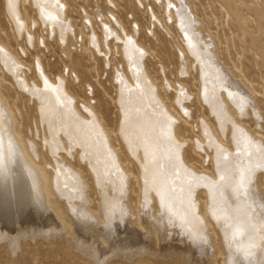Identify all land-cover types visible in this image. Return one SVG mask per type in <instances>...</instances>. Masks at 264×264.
<instances>
[{
  "label": "rangeland",
  "instance_id": "374dc122",
  "mask_svg": "<svg viewBox=\"0 0 264 264\" xmlns=\"http://www.w3.org/2000/svg\"><path fill=\"white\" fill-rule=\"evenodd\" d=\"M34 2L44 3L37 5ZM41 7L43 8L41 9ZM44 9H46L45 12ZM186 21L191 24H187ZM43 22L44 25H42ZM183 26L189 27L183 28ZM191 26L192 28H190ZM21 27L22 29H20ZM191 31H195V33H191ZM192 40L194 43H191ZM197 41L198 43L202 42L195 44ZM200 44L204 45L200 46ZM190 47L193 50H190ZM195 47L202 49L200 51ZM187 50L189 52H186ZM203 50L208 52H202ZM191 51L193 52L191 53ZM2 54L5 55L2 56ZM193 55L197 57L194 58ZM203 55L206 56V59ZM214 58L216 59L214 60ZM207 59L210 62L206 63ZM211 60L214 62L212 63ZM203 63L205 65H202ZM194 64L196 65L193 66ZM201 69L203 70L201 71ZM135 71L136 74H134ZM225 74L228 75L229 80L233 77V82H239L237 85L240 84L253 93L257 108L255 113L248 111L246 116L237 118L238 122L233 121L238 126V131L232 127L221 126L218 118H212L210 115L207 103L202 98L199 100L201 89L206 88L212 91L214 85H220L228 80ZM203 76L204 78H202ZM120 79L124 81H120ZM136 81H138L137 84ZM146 84L150 86V89L153 86L155 88L150 90ZM201 84L203 87H200ZM45 85L55 87L42 90ZM132 90L133 93H131ZM48 92L50 93L48 94ZM181 92L185 94L182 97L183 100L180 101L183 104L180 108L178 98ZM62 95L63 97H61ZM155 96L159 98V104H157ZM129 97H132V100ZM127 98L128 100H126ZM0 100L12 117L13 125L21 131L24 139L27 129L34 132L31 134V138L27 139L28 142L33 143L30 153L36 165L43 169L47 176H53L54 171L61 169V166L64 168L66 165H68L67 168L70 167L81 174L83 173L82 181L87 185L88 193L86 192V195H88L87 199L91 200L89 206L92 209H96L98 195L102 192L98 193L95 188L93 190L94 184L92 183L94 181L89 176L90 171L93 168L98 169L102 161L111 162L110 154L116 151L125 165L130 163L129 169L132 173L134 172L133 175H136L137 165L133 160L130 161L132 155L144 149L158 137L157 134L160 133L167 118L163 114L165 108L169 109L176 117L173 123L177 139L183 144L180 147L184 162L195 167L198 173L211 172L210 154L213 150L206 149L207 140L202 139L203 133L199 132L204 123L206 125L208 123L216 129L219 127L216 131L219 135L221 134V138L224 137L222 144L229 148H232L231 143L234 146L236 143H234L236 141L234 139L238 134L242 135L244 130L259 136L264 147V0H0ZM148 100H152L153 104ZM154 100L155 102H153ZM130 103L134 105L132 106ZM44 104H47V107L42 110ZM124 105L128 107H124ZM41 110L47 114L48 119L42 116ZM127 113L131 118L127 116ZM142 113L145 114L141 115ZM122 115L125 117L122 118ZM56 117H60V120L68 125H80L77 129L79 131L76 130L72 138H78V135L82 137L85 133L83 122L92 124L91 120H95L94 117H96V122L94 121L91 127L92 131L101 134L103 130L102 134H108L109 141L103 143L99 136L92 138L93 141L84 143L81 141L82 147L78 146L77 148L76 145L73 154L71 153L72 157L70 154L67 156V153L72 149L70 144L62 142L57 137L58 134L56 136V130L61 129ZM230 118L233 119V116ZM152 120L154 122H151ZM121 124L123 125L121 126ZM96 126L100 128L98 129ZM240 126L244 130L241 131ZM146 127L147 130H145ZM93 128H96L97 131ZM221 128L222 130H220ZM81 129L83 130L81 131ZM44 132L45 134H43ZM141 132L142 134H139ZM229 132L234 134L231 135ZM119 133L123 134L122 138L119 137ZM48 137H51L52 141ZM230 137L233 139L230 140ZM53 141L56 142L55 145ZM160 141L162 142V140ZM44 142H47L45 143L47 145L52 143L51 145L57 150L51 145L46 146ZM196 142L200 144L198 145ZM123 145H127V149ZM66 146H68L67 149ZM230 152L232 154L234 150H230ZM59 157L62 160H58ZM78 157L80 162H78ZM61 161L65 163V166ZM93 164L95 165L93 166ZM244 167L246 166L241 163L234 170L238 173L246 172ZM256 173L258 180L253 179L252 184L264 193V170H258ZM131 189L129 197L133 204L137 193V186L133 182H131ZM76 192L78 191H73L72 194H76ZM50 199L56 205L57 211L61 212V198L52 194ZM41 220H34V226L43 225ZM18 223H20L19 225L24 224L23 220H19ZM172 239L168 241L169 244L176 243L174 236ZM218 239V235L214 236L216 247L219 244ZM168 242L160 243L161 248L169 246ZM170 252L168 254L163 252H158L160 254L142 252L140 254L137 252L127 259L116 254L108 257L103 264H187L181 256L175 252L170 254ZM209 253L215 254L213 257L211 255L207 257L209 264H221L222 256L217 248L211 249ZM88 255L87 252H80L75 248L70 237L61 234L22 237L18 240L16 248H13L5 238L0 240V264H97V261Z\"/></svg>",
  "mask_w": 264,
  "mask_h": 264
},
{
  "label": "bare ground",
  "instance_id": "6f19581e",
  "mask_svg": "<svg viewBox=\"0 0 264 264\" xmlns=\"http://www.w3.org/2000/svg\"><path fill=\"white\" fill-rule=\"evenodd\" d=\"M35 3L37 4V2H34V4ZM43 3H39V4H43ZM42 8L43 7H41V9ZM45 10L46 9H44V12ZM18 23L20 24V22ZM188 23L191 24V22H187V24ZM42 25H44V22ZM22 27L20 29H22ZM187 27L189 26L186 27L183 26V28H187ZM190 28H192V26ZM20 29L18 28V30ZM192 31L191 33H195V31L194 32ZM187 32L188 30L186 31V33ZM191 43H194V40H192ZM199 43L197 41V43L195 44H199ZM201 45L204 44H200V46ZM128 47L130 48V46ZM204 47L207 49L206 46ZM191 49L192 48L190 47V50ZM135 50L136 47L134 51ZM186 52L189 51L187 50ZM192 52L193 51H191V53ZM202 52H208V51L203 50ZM202 52L199 53L201 54ZM6 53L8 54L7 51ZM191 53L188 54L190 55ZM4 55L5 54H2V56ZM130 55L132 54L130 53ZM207 55L209 56V54ZM127 57L130 59L128 55ZM193 57L196 58L197 56L193 55ZM11 58L14 59L13 57ZM215 59L216 58H214V60ZM208 61L209 60L207 59L206 63ZM213 62L214 61H212V63ZM196 64H194L193 66H195ZM202 65L205 64L203 63ZM129 66L132 67V65ZM207 67L209 68V66ZM2 68L4 69L3 66ZM193 68L194 67H192V69ZM8 69L10 70V68ZM212 69L214 70L215 68L213 67ZM202 70L203 69H201V71ZM221 71L223 72L224 70L221 68ZM208 72L210 73L209 69ZM134 74H136V71ZM215 74H219V73H215ZM225 77L227 78L228 75ZM202 78H204V76ZM222 78H220V80ZM123 79L127 80L125 78ZM123 79H120V81ZM227 79L228 80L224 82L221 81L222 83L221 84L219 83L220 85L217 86L214 85V89L212 91L207 90L206 88L201 89L200 95L198 94L200 97L199 100H201L202 98V100L207 103L208 111L210 115H212V118L213 117L218 118L221 126L223 127L228 126L227 128L232 127L233 129L238 131V126L235 125L236 124L235 122H238L237 118H240V116H246L248 111L255 113L257 108L254 101V95L251 91L247 90L244 86L240 84L237 85V83L239 82L237 83L233 82L232 81L233 77L231 80H229V78ZM137 82L138 81H136V84ZM128 84H129V80H128ZM51 86L53 85H45L43 87L44 89L42 90H45V88L51 89L55 87V86L54 87ZM143 86L144 84L142 85V87ZM147 86L150 89V86L149 85ZM201 86L202 84L200 85V87ZM154 88L155 87L153 86V88L151 89ZM146 89L148 88L146 87ZM49 93L50 92H48V94ZM131 93H133V90ZM184 94L185 93L181 92L178 98V102H179L178 106L180 108L183 105L182 103H180V101L183 100L182 97ZM61 97H63V95ZM129 98H131L132 100V97ZM144 98L145 96L143 97V99ZM158 99L159 98L156 99L158 102V103L156 102L157 104H159L160 102ZM126 100H128V98ZM64 101L66 100L64 99ZM148 101L145 102L148 103ZM123 102L124 101L122 99V103ZM153 102H155V100ZM125 103L127 102L125 101ZM132 106L130 107L131 109ZM174 106L176 107L177 105ZM46 107L47 104H44L42 110H44V108ZM124 107H128V106L124 105ZM124 107L123 109L125 110ZM148 107L150 108V106ZM42 110H41V112L43 113L42 116L45 118L47 117L48 119L47 114H45ZM151 110L153 109L151 108ZM127 114L124 115L129 116V113ZM144 114L145 113H142L141 115ZM163 114L167 118L164 122L165 123L164 126L160 124L163 127H161L160 133L158 134L156 133L158 137H156L145 148L143 147L144 149H141L137 151L135 155H132L130 161L133 160L137 165L136 175H133L134 172L132 173L130 171L129 169V166H131L130 163L128 162L125 165L124 162H122L123 160L121 161L118 152L116 151L111 152V150H110L111 162L102 161V164H100V167L98 169L93 168L90 171L89 176L92 177L94 181V183L92 184H94L95 186V187L93 186V190L95 188V190H97L98 193L99 191L102 192L101 194L98 195V202L96 209H92L89 206L91 200L89 201L87 199L88 195H86L87 185H85V183L82 181L83 173L81 174L79 171L74 170L70 167L67 168L68 165L65 166V163L61 161V163H63L65 167L63 168L61 166V169L53 172V176H47L44 170L36 165L33 156L30 153V151L32 150L33 143L28 142L27 139L31 138V134L34 132H31L30 129H27L26 138L24 139L23 138L24 136L22 135L21 131L16 129L15 126L13 125L12 117L9 115V112L6 110L4 105L1 104V100H0V240L5 238L6 241L13 246V248L14 247L16 248L18 240L22 237H26V236L34 237L40 234L44 236H51V235L55 236L61 234L70 237L75 248L79 249L80 252L81 251L87 252V255L89 254L88 256H92L97 261V264H103L108 257L116 254L121 255L127 259V257L130 258L134 256V254H136L137 252L138 253L140 252V254L142 252H147V254L148 252L149 253L151 252V254L152 252L153 253L163 252L168 254V252L170 251H173L177 255L181 256L184 262H186L187 264H209L207 262L208 259L207 257L211 255V253L209 252L213 248L215 249L217 248L220 251V254L222 256L221 264H264V193L262 190L258 189L256 186L252 184L253 179H255V181L258 180V178L256 179L257 177L256 172L258 170H264V147L261 138L259 136L254 135L253 133L251 134L247 130L245 131L240 126L241 128L240 130L242 131L243 129L244 132L242 135L241 133L238 134L240 131L237 133L238 135L236 134L237 135L236 139H234L236 140L234 141V143L235 142L236 143L233 146V143L230 142L232 144V148H229L226 145L222 144L224 137L221 138L220 137L221 134L219 135V133H217L216 131L218 130L219 127H217V129L213 128L211 125H208L207 121L203 120L204 122L207 123V125L205 123L202 124L201 126L202 130L200 129L199 132L202 131L203 133L202 134L203 137L201 136L202 139L207 140V142L204 140L207 143V146L205 145L206 149L208 148V151L209 148H211V151L213 150L212 153L210 152L211 153L210 161L212 163V170L211 172L205 171L203 173H198L195 167L187 165L183 160L182 150L180 147L183 146V144L181 141L177 139L178 138L177 132L175 130V126L173 123L174 122L173 120H175L176 117L169 109L166 108L164 109ZM230 116H233V119H231ZM123 117L125 116L122 115V118ZM94 118L96 120V117ZM55 119L61 125V129L56 130L55 132L56 136L58 134L57 137L62 142L65 141L68 144H70V148L72 149V151L70 152L69 150L71 149L68 148L69 149L68 151L70 153L65 152L66 150L63 151L67 153V156L68 154H70L71 156V153L73 152L74 147H76V145L77 148L78 146L79 148L82 147V145L80 144L81 141L84 143L85 141L92 140V138L94 139L96 136H99L103 140L102 141L103 143H107L109 141L108 134L105 133L102 134L103 132L102 128H101L102 130L101 134H97L99 132L92 131L91 127L92 124H94L95 120H91L93 121L91 122L92 124H90V122L89 123L83 122L84 123L83 127L85 128V133H83V136L79 137L78 135L77 136L78 138H72V135L76 132V130L79 128L80 125L79 126L77 124L68 125L67 123L62 122L60 120V117H56ZM233 121H235L234 122L235 124L233 123ZM151 122H154V120H152ZM122 125L123 124H121V126ZM96 128L99 129L100 127L96 126ZM222 128L220 130H222ZM82 130L83 129H81V131ZM145 130H147V127ZM51 131L52 130L50 129V132ZM78 133H82V132H78ZM43 134H45V132ZM139 134H142V132ZM232 134L234 133L232 132ZM122 135L120 134L119 137L121 136L122 138ZM141 136L144 137V135ZM48 138L50 139L51 137ZM130 138H132V136ZM231 139L233 138L230 137V140ZM160 140H162V142ZM47 141L49 142V140ZM61 141L58 142L61 143ZM180 142L182 145L181 144L179 145ZM198 142L196 143L198 144ZM45 143L47 142H44V144ZM54 143L56 142L53 141V144ZM88 143L91 144L92 142H88ZM51 144L52 143H50V145ZM122 144H124V142H122ZM45 145L50 146L47 144ZM119 145L121 147V144ZM52 146L53 145H51V147ZM125 146H126L125 149H127V145ZM67 147L68 146H66V149ZM107 147L109 146L107 145ZM54 149L57 150V148ZM230 150H234V153L231 154ZM61 157L57 159L62 160L63 157L62 158ZM78 160H79L78 162H80L79 157ZM241 163L244 166H246L244 167L246 168V172L239 171L240 173H238L235 170L237 165L238 164L240 165ZM94 165L95 164H93V166ZM131 182H133L137 186L136 189L137 193L135 196V200L133 201V204H131L129 197V193L132 191ZM257 186L259 187V183ZM245 190L246 192H244ZM73 191H78V192H76V194H72ZM52 194L61 198V212L57 211L56 205L50 199V196ZM37 219H42L41 221H43L44 224L41 226H34L35 223L34 220ZM19 220H23L24 224L19 225L20 224L18 223ZM216 235H218L219 237L218 247H216V244L214 243V236ZM172 236H174V238L176 239V243L174 242L175 244H169L168 242L170 240H173ZM163 242H168L167 244H169V246L167 245L168 246L167 247L165 245L166 247L163 246V248H161L162 246L160 243ZM173 252H170V254H172ZM214 255L215 254H212L211 257H213Z\"/></svg>",
  "mask_w": 264,
  "mask_h": 264
}]
</instances>
